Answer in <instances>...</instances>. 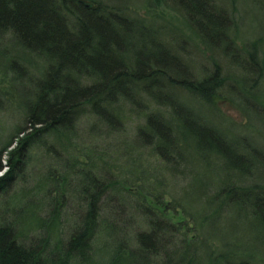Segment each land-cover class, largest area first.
I'll use <instances>...</instances> for the list:
<instances>
[{
  "label": "trees",
  "instance_id": "trees-1",
  "mask_svg": "<svg viewBox=\"0 0 264 264\" xmlns=\"http://www.w3.org/2000/svg\"><path fill=\"white\" fill-rule=\"evenodd\" d=\"M174 1L201 42L210 46L213 40L226 56L229 49H239L260 68L248 92L255 89L264 66L256 49L237 45L229 35L230 16L213 0ZM160 31L148 18L106 1L0 0V76L20 82L24 98L18 105L25 111L22 125L0 146V170L4 151L9 165L0 177V206L5 204L0 211V264H213L200 260L197 225L174 192L157 191L152 185L157 176L149 183L143 179L142 185L132 179L143 173L145 157L176 178L186 177L184 169L205 148L214 160L236 170V161L246 158L171 90L181 87L199 97L210 92L215 108L225 82L221 65L215 63L201 79L180 78L189 74V65L160 41ZM9 73L15 76L11 79ZM9 88L0 87V97L15 104ZM130 117L144 120L133 135L126 131ZM83 118L94 120L82 130L87 143L81 162L68 151L76 148L72 141L81 137L75 130ZM116 136V144L103 142ZM36 144L53 156L38 175L27 169ZM81 172L83 196L73 197L70 175ZM27 180L35 182L32 191L8 197ZM236 181L217 191V197L235 191L254 197L250 212L259 216L264 183ZM42 205L47 209L43 215ZM171 211L192 223L178 225ZM63 217L71 220L68 230H63ZM29 220L38 228L31 229ZM233 260L227 264H257L250 258Z\"/></svg>",
  "mask_w": 264,
  "mask_h": 264
},
{
  "label": "rangeland",
  "instance_id": "rangeland-1",
  "mask_svg": "<svg viewBox=\"0 0 264 264\" xmlns=\"http://www.w3.org/2000/svg\"><path fill=\"white\" fill-rule=\"evenodd\" d=\"M99 1L124 6L132 16L148 18L149 23L160 27V41L168 44L171 51L189 65V74H183L180 78L188 79L193 76L196 79H201L207 75L208 70H212L215 63L221 65L225 82L217 92V95L220 96L215 100L217 107L214 108L210 105V92H206V96L202 94L199 97L190 95L187 90L181 87H173L171 90L184 104L194 110V115L197 118L207 121L209 126L214 127L217 132L232 141L231 145L236 146L246 156L245 159L236 161V164H239V169L236 170L235 166L230 168L226 163L214 160L205 148L204 152L201 150L200 155L194 157L195 161L192 166L184 169L185 178L171 177L167 172H161L158 165L145 157L141 164L144 166L142 169L146 176L141 170V173H136L140 176H132V179L142 185L143 179L147 178V183H149L150 178L157 176L152 184L157 191L159 188H168L174 192L176 201L187 210L197 225V234L200 235L198 250L202 262L227 264L228 260L234 261L235 258H250L257 264H264L263 201L258 204L260 215L255 216L250 212L252 205L249 202V200H256L254 197H243L237 191L232 192L228 197H217L216 195L220 189L232 186V180L238 179L239 181L236 182L242 185H251L253 182L264 183V71L261 83L248 92V88L259 77L260 68L250 62L248 55L239 49H229V54L226 56L224 51L216 49L213 40H209L210 46L201 42L185 22L183 13L174 0ZM213 1L223 13L230 16L226 28L229 35L233 39L235 38L236 44L245 45L251 50L256 49L254 51L257 53V58L264 66V0ZM208 25L212 32L214 28L210 22ZM224 48L227 49L226 41L223 42ZM241 65H244L245 68H242ZM13 74L9 73L11 79L15 76ZM5 81L0 76V87H10L9 91L17 101L13 104L7 98L0 97V146L22 125L25 113L23 106L20 105L21 108L18 105V102L24 98L20 82ZM93 120L83 118L79 121L75 131L81 137L77 136V139L72 141L76 144V148H70L68 151L69 154L78 157L81 162L85 160L84 146L87 143V138L83 136L82 130H87ZM143 121L139 117H130L126 126L128 135H133L136 127ZM117 137L119 136L103 142L116 144ZM103 142L98 140L97 144ZM13 147L11 145L9 149ZM57 148L61 150V148ZM46 150L47 147L42 144L34 146L32 158L27 166L29 173L38 175L46 171V167L53 159V156ZM63 152L65 150H61L62 154ZM68 153L65 154L68 156ZM2 157L4 161L0 177L9 169L6 151L2 153ZM182 167H184V163ZM240 169L246 174L244 175ZM32 174L30 177L33 176ZM30 180L31 178H29ZM70 180L73 183V197H82L85 185L84 174L82 172L77 176L71 174ZM29 181L27 180L25 184L15 185L11 191L12 194H9L8 197L20 196L19 192L32 191L35 182L28 183ZM214 185L218 187L216 188ZM37 195V192H33V196ZM167 197L170 196L165 197L166 201L169 200ZM150 201L153 200L150 199ZM19 203L20 201H15L14 204L18 205ZM4 207L5 204L2 202L1 212L4 211ZM70 207L66 210V215L70 214ZM18 209V206L14 207L13 214ZM45 211L47 209L42 205L39 212L43 215ZM169 216L178 225L182 221L183 225H189L191 222L190 218L182 215L179 211H171ZM27 222L31 229L38 228L31 220ZM70 224L71 220L63 217V230H68ZM33 232L35 231L33 230Z\"/></svg>",
  "mask_w": 264,
  "mask_h": 264
},
{
  "label": "bare ground",
  "instance_id": "bare-ground-1",
  "mask_svg": "<svg viewBox=\"0 0 264 264\" xmlns=\"http://www.w3.org/2000/svg\"><path fill=\"white\" fill-rule=\"evenodd\" d=\"M6 153H7V151H6ZM1 170H3V168H2ZM1 170H0V172H1ZM5 173H6V172H5ZM5 173H4V174H5ZM4 174H3V175H4ZM3 175H2V176H3Z\"/></svg>",
  "mask_w": 264,
  "mask_h": 264
}]
</instances>
